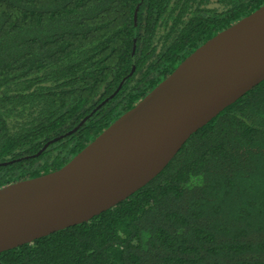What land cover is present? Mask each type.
I'll list each match as a JSON object with an SVG mask.
<instances>
[{"label": "trees", "instance_id": "trees-1", "mask_svg": "<svg viewBox=\"0 0 264 264\" xmlns=\"http://www.w3.org/2000/svg\"><path fill=\"white\" fill-rule=\"evenodd\" d=\"M262 4L0 0V187L61 168ZM0 264H264V79L126 199Z\"/></svg>", "mask_w": 264, "mask_h": 264}, {"label": "water", "instance_id": "water-1", "mask_svg": "<svg viewBox=\"0 0 264 264\" xmlns=\"http://www.w3.org/2000/svg\"><path fill=\"white\" fill-rule=\"evenodd\" d=\"M263 79L264 4L192 51L61 168L1 186L0 252L126 199L193 132Z\"/></svg>", "mask_w": 264, "mask_h": 264}]
</instances>
